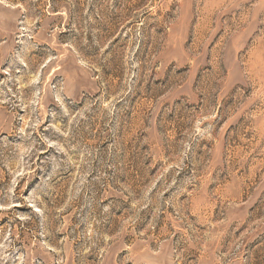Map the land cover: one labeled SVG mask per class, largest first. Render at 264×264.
Returning a JSON list of instances; mask_svg holds the SVG:
<instances>
[{"label":"rangeland","instance_id":"obj_1","mask_svg":"<svg viewBox=\"0 0 264 264\" xmlns=\"http://www.w3.org/2000/svg\"><path fill=\"white\" fill-rule=\"evenodd\" d=\"M0 264H264V0H0Z\"/></svg>","mask_w":264,"mask_h":264}]
</instances>
